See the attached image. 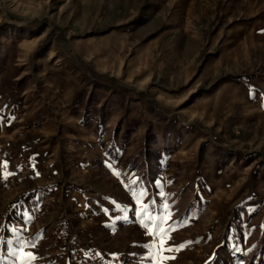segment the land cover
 I'll use <instances>...</instances> for the list:
<instances>
[{
	"label": "rangeland",
	"instance_id": "obj_1",
	"mask_svg": "<svg viewBox=\"0 0 264 264\" xmlns=\"http://www.w3.org/2000/svg\"><path fill=\"white\" fill-rule=\"evenodd\" d=\"M0 117V264H152L157 191L162 264H264V0H0Z\"/></svg>",
	"mask_w": 264,
	"mask_h": 264
},
{
	"label": "snow or ice",
	"instance_id": "obj_2",
	"mask_svg": "<svg viewBox=\"0 0 264 264\" xmlns=\"http://www.w3.org/2000/svg\"><path fill=\"white\" fill-rule=\"evenodd\" d=\"M0 119H3V117H0ZM111 166L112 165L110 164L109 167ZM114 174L117 176L120 175L118 172ZM8 175H11V173H9ZM36 175L39 176L40 173L37 171ZM155 184L159 188L160 181H155ZM137 185L140 186L139 191L136 190ZM128 190L132 193L133 200L137 202L141 201L145 196H147V188L145 185L140 184V180L128 181ZM155 195L160 197V202H158L156 199H153L146 203H140L138 210L134 208L132 209V211L135 212V215L140 221L141 226L145 229L146 235L152 239L151 243L143 244L142 247L149 250V255L152 258V264H162V261L160 259H157L156 256L153 255V252H179L187 245L194 243V241H186L184 243H181L180 245L172 244L173 237L170 235V233L176 231L178 227H182L187 224L190 217H186L181 222L171 223L172 215L171 212L168 211L170 205L164 202L163 191H157ZM152 209H157L156 215L152 214ZM100 211L103 214H107L109 212V209L101 208ZM113 211H115V209H113ZM164 212L168 213L167 216L164 215ZM123 219L127 220L128 217L125 216L123 217ZM166 220L168 221L167 227L164 226ZM157 241H159L158 244ZM8 243H11V241H8ZM17 243L19 244V241H17ZM29 243H31V241ZM26 255L32 256L31 253H26ZM32 258L35 259L34 256ZM163 259L174 260L176 259V257L165 256ZM125 264H130V261H126Z\"/></svg>",
	"mask_w": 264,
	"mask_h": 264
}]
</instances>
